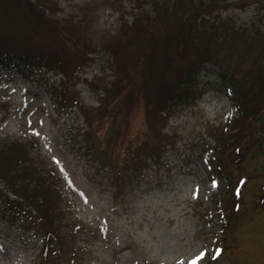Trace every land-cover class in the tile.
<instances>
[{
  "label": "rangeland",
  "instance_id": "1",
  "mask_svg": "<svg viewBox=\"0 0 264 264\" xmlns=\"http://www.w3.org/2000/svg\"><path fill=\"white\" fill-rule=\"evenodd\" d=\"M56 1L50 18L71 23L59 25L60 33L45 26L34 5L27 10L24 0H0V34L38 53L57 51L66 57L86 44L95 45L91 49L98 53L101 42L119 33H114L119 10L140 11L135 0ZM240 1L227 0L217 13L222 21L232 18L236 27L258 31V40L251 49L239 42L227 44L220 56L237 79L234 89L249 116L261 108L264 73L252 64L256 51L264 49V8L257 7V0ZM18 4L20 13H13ZM159 48L136 30L125 52L140 57ZM162 61L168 69L169 60ZM201 69L204 85H213L170 114L163 130L170 135L169 146L143 167L133 164L130 141L122 146L125 153L119 150L115 126L105 121L89 132L76 108H55L51 94L54 86L63 87L62 77L50 72L28 82L0 70V192H9L3 176L14 163L13 145L32 141L36 160L58 175L65 209L59 242L22 226V203L15 204L19 211L10 217L0 213V264H191L201 252L206 255L199 264H264V111L250 127L233 122L238 113L233 92L220 88L210 65ZM108 73L105 56L92 58L68 94L76 93L92 113L97 87ZM125 118L124 111L114 115L119 129H135L132 134L143 130V109L137 107L129 123ZM213 138L222 146L220 170L210 157L211 148L219 150L210 145Z\"/></svg>",
  "mask_w": 264,
  "mask_h": 264
},
{
  "label": "trees",
  "instance_id": "2",
  "mask_svg": "<svg viewBox=\"0 0 264 264\" xmlns=\"http://www.w3.org/2000/svg\"><path fill=\"white\" fill-rule=\"evenodd\" d=\"M24 1L27 10L31 4L34 5V11L41 14L45 26L52 25L54 31L60 33L58 26L68 23L67 20L50 18L48 15V11L51 15L55 13V8L58 7L56 0ZM135 1L140 11L129 14L127 12L131 11L124 7L119 10L120 22L114 32L119 33L101 42L103 44L99 47L101 50L98 53L96 49H91L95 45L87 44L84 47L77 46L73 54L70 53L66 57L56 54L57 51H53V54L38 53L25 47H18L4 34H0V70L11 75L17 74L28 82H34L38 75L50 72L62 77L63 87L54 86V93L51 94L55 108H76L84 115L89 132L95 124L105 121L108 127L115 126L116 140L121 144L119 150L125 153L122 146L130 141L133 164L138 167H143L147 160L159 159L166 151L170 144V135L163 130L170 114L185 102L196 101L197 92L213 85L210 81H207L210 85H204L205 76L201 75V68L204 65H210L211 69L217 72L216 83H219L220 88L233 92L238 112L237 116L233 117V122L240 123L246 128L254 125L264 111V81L260 87V111L247 116L246 103H241V96L234 89L237 79L229 72L220 54L230 43L239 42L248 44L249 49L253 48L260 33L255 31L252 34L247 25L236 27V22L232 18L222 21L217 9L226 4L227 0ZM257 1H259L257 7L264 8V1ZM118 6L121 8L120 3ZM12 8L13 13H20L22 6L18 4ZM71 22L79 24L77 19H71ZM74 29L76 27L72 26V31ZM136 30H143L147 37L160 45L156 53L140 57L126 55L125 46ZM57 38L60 39L61 34H58ZM156 54L158 58L161 57L159 60L153 58ZM99 56L106 57L109 75L101 79L102 83L96 91L97 106L90 113L79 102L76 93L74 96L68 93L71 92L70 88L73 85L71 83L74 81L76 83L86 62L92 58L97 60ZM254 56L252 69H259L264 73V49L260 48ZM164 59L169 60L168 69L162 67ZM89 85L95 88L93 82ZM137 107L145 112L143 130L132 134L135 129L130 133L127 129H119V123L114 119V115L124 111L125 122L129 123ZM32 143L19 142L13 145L14 163L8 164L10 171L3 176L9 192H0V213L10 217L19 211L15 204L22 203L26 208L23 212L22 226L26 230L59 242L62 239L61 223L65 216L63 194L57 185L59 178L53 170H49L40 160H36V152H32L34 150ZM209 143L218 145L219 150L211 148L210 157L220 170L222 146L214 138ZM3 144L4 141H0V148ZM92 148L94 147L89 144L88 150L91 151ZM214 155L216 159L212 157ZM94 159L100 163L108 161L103 157ZM4 168L3 166L2 169ZM215 173L217 177H223L222 171Z\"/></svg>",
  "mask_w": 264,
  "mask_h": 264
},
{
  "label": "snow or ice",
  "instance_id": "3",
  "mask_svg": "<svg viewBox=\"0 0 264 264\" xmlns=\"http://www.w3.org/2000/svg\"><path fill=\"white\" fill-rule=\"evenodd\" d=\"M37 135H39V134L37 133ZM56 162L58 163V161H56ZM243 183H244V181H241V184H243ZM215 186H216V185L213 184V187H215ZM237 194H239V191H238ZM205 255H206V253L201 252V253L196 257L195 260L191 261V264H199V261H201V260L204 258ZM216 255H217V256L220 255V250H219V249H217Z\"/></svg>",
  "mask_w": 264,
  "mask_h": 264
}]
</instances>
